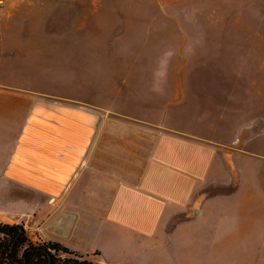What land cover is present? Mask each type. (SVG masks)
Wrapping results in <instances>:
<instances>
[{
	"label": "crops",
	"instance_id": "0c3cea01",
	"mask_svg": "<svg viewBox=\"0 0 264 264\" xmlns=\"http://www.w3.org/2000/svg\"><path fill=\"white\" fill-rule=\"evenodd\" d=\"M3 73L1 224L94 264H264V121L238 101L129 79L86 101Z\"/></svg>",
	"mask_w": 264,
	"mask_h": 264
},
{
	"label": "rangeland",
	"instance_id": "374dc122",
	"mask_svg": "<svg viewBox=\"0 0 264 264\" xmlns=\"http://www.w3.org/2000/svg\"><path fill=\"white\" fill-rule=\"evenodd\" d=\"M18 68L56 95L90 101L129 79L152 100L221 95L264 121V0H0L3 78Z\"/></svg>",
	"mask_w": 264,
	"mask_h": 264
},
{
	"label": "trees",
	"instance_id": "16d2710c",
	"mask_svg": "<svg viewBox=\"0 0 264 264\" xmlns=\"http://www.w3.org/2000/svg\"><path fill=\"white\" fill-rule=\"evenodd\" d=\"M0 235V264H94L57 243L32 244L20 225L0 223ZM57 252L73 257L62 263Z\"/></svg>",
	"mask_w": 264,
	"mask_h": 264
},
{
	"label": "built area",
	"instance_id": "2783aa9c",
	"mask_svg": "<svg viewBox=\"0 0 264 264\" xmlns=\"http://www.w3.org/2000/svg\"><path fill=\"white\" fill-rule=\"evenodd\" d=\"M50 251H51V252H53V253L55 252V250H54V249H50Z\"/></svg>",
	"mask_w": 264,
	"mask_h": 264
}]
</instances>
